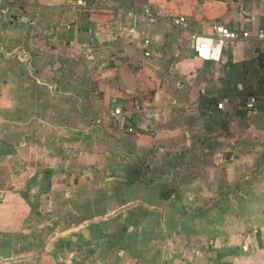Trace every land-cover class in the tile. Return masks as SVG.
Segmentation results:
<instances>
[{
    "label": "crops",
    "instance_id": "1",
    "mask_svg": "<svg viewBox=\"0 0 264 264\" xmlns=\"http://www.w3.org/2000/svg\"><path fill=\"white\" fill-rule=\"evenodd\" d=\"M78 1L0 0V264H264V0Z\"/></svg>",
    "mask_w": 264,
    "mask_h": 264
},
{
    "label": "built area",
    "instance_id": "2",
    "mask_svg": "<svg viewBox=\"0 0 264 264\" xmlns=\"http://www.w3.org/2000/svg\"><path fill=\"white\" fill-rule=\"evenodd\" d=\"M78 2H81L79 0ZM173 22L178 25H184L185 20L183 17H176L173 19ZM248 37V32H243L242 35L236 31H233L226 27L221 23H217L214 25V33L209 36H195L193 38V48L197 51L200 56H205L204 53H211L213 50L219 49H227L229 48L237 39L240 37ZM258 38L264 40V31H260L258 33ZM256 97L254 95H250L240 108L245 110H252L255 107ZM224 100L218 103L219 107H223ZM135 110L139 109V104L136 103ZM115 114L117 116V120L121 126L125 125V117L124 112L117 108L115 110ZM129 130H132V127H129Z\"/></svg>",
    "mask_w": 264,
    "mask_h": 264
}]
</instances>
